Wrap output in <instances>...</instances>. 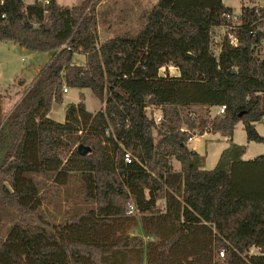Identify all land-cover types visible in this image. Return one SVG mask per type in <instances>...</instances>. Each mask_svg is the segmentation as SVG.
Returning <instances> with one entry per match:
<instances>
[{
	"label": "trees",
	"instance_id": "16d2710c",
	"mask_svg": "<svg viewBox=\"0 0 264 264\" xmlns=\"http://www.w3.org/2000/svg\"><path fill=\"white\" fill-rule=\"evenodd\" d=\"M98 3L24 13L11 0L0 20V42L51 54L5 117L0 95V264H264V154L244 160L233 143L239 123L248 142L264 141V7L157 0L136 33L101 43ZM169 67L178 74L161 73ZM64 88L89 89L104 108L87 111L80 95L56 122ZM204 134L230 142L211 170L188 146ZM39 177L68 195L78 185L83 206L50 220Z\"/></svg>",
	"mask_w": 264,
	"mask_h": 264
},
{
	"label": "rangeland",
	"instance_id": "374dc122",
	"mask_svg": "<svg viewBox=\"0 0 264 264\" xmlns=\"http://www.w3.org/2000/svg\"><path fill=\"white\" fill-rule=\"evenodd\" d=\"M62 6L79 5L85 0H56ZM157 0H100L96 10L99 20L98 33L100 42L124 33L134 34L137 31L138 17L143 12L148 11ZM224 4L231 7L236 15L241 13L243 7L259 6L264 7V0H223ZM226 32L224 28L215 30L216 42ZM214 51L217 52L214 47ZM51 61V54L47 52L29 51L17 44L9 41L0 42V95L3 116L10 114L12 109L19 103L31 81L42 71ZM73 62L77 65H85V56L75 54ZM162 74L177 75L178 71L174 67L163 68ZM87 111L95 113L104 108V105L93 95L89 89L67 88V93L63 96L62 103H53L49 117L56 122H64L67 108L71 104L79 103L81 97ZM199 116L210 115L213 117L219 112L218 108L206 109L203 107H192L184 111ZM155 118L160 117V112L154 114ZM110 128L109 131H111ZM257 132L264 138V123L256 126ZM233 143L246 147L243 156L244 160H251L264 154V141L261 143L248 142L247 133L242 123L236 127ZM189 148L194 149L205 157L204 169L211 170L216 165L222 151L230 146V142L220 134H206L205 136H194L188 143ZM172 166L176 170L180 169V164L172 160ZM39 179H42L39 177ZM43 196L44 203L42 210L46 217H52L58 221L62 214L72 212L74 209L83 206L82 200L74 192L78 185H71L72 192L68 195L66 189L57 188L52 185L51 178L43 177ZM6 224L9 225L13 220V215L6 214ZM132 235H141L140 228L131 232ZM259 250L253 248L251 254H257Z\"/></svg>",
	"mask_w": 264,
	"mask_h": 264
},
{
	"label": "built area",
	"instance_id": "2783aa9c",
	"mask_svg": "<svg viewBox=\"0 0 264 264\" xmlns=\"http://www.w3.org/2000/svg\"><path fill=\"white\" fill-rule=\"evenodd\" d=\"M21 4H22V9L21 11L26 13L27 9L30 6H43V7H47L51 4L52 0H20ZM11 11V0H0V20H6L10 14ZM234 44L236 43L235 40L232 41ZM264 44V42H263ZM64 92H67V88H64ZM225 109V106H222L219 110L220 113H223ZM160 120V117L157 118V121ZM191 140V139H190ZM124 160L126 163H130L131 162V158L129 154H125L124 155ZM130 210L128 212V214H132L133 213V206L129 207ZM260 252V251H259ZM264 253V250H263ZM221 257H223V253L220 254Z\"/></svg>",
	"mask_w": 264,
	"mask_h": 264
},
{
	"label": "water",
	"instance_id": "95a60500",
	"mask_svg": "<svg viewBox=\"0 0 264 264\" xmlns=\"http://www.w3.org/2000/svg\"><path fill=\"white\" fill-rule=\"evenodd\" d=\"M80 152L82 153V154H85L86 152H87V149L86 148H80Z\"/></svg>",
	"mask_w": 264,
	"mask_h": 264
},
{
	"label": "crops",
	"instance_id": "0c3cea01",
	"mask_svg": "<svg viewBox=\"0 0 264 264\" xmlns=\"http://www.w3.org/2000/svg\"><path fill=\"white\" fill-rule=\"evenodd\" d=\"M263 123H264V120H263ZM206 134L202 135V136H205ZM194 138V137H193Z\"/></svg>",
	"mask_w": 264,
	"mask_h": 264
}]
</instances>
